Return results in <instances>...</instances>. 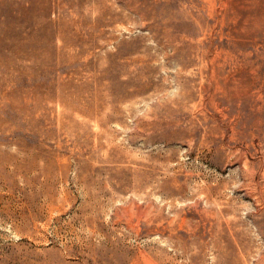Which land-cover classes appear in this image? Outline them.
<instances>
[{
    "label": "rangeland",
    "instance_id": "1",
    "mask_svg": "<svg viewBox=\"0 0 264 264\" xmlns=\"http://www.w3.org/2000/svg\"><path fill=\"white\" fill-rule=\"evenodd\" d=\"M0 264H264V0H0Z\"/></svg>",
    "mask_w": 264,
    "mask_h": 264
}]
</instances>
